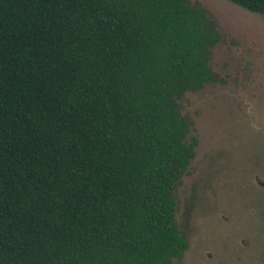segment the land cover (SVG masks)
<instances>
[{
	"label": "trees",
	"instance_id": "1",
	"mask_svg": "<svg viewBox=\"0 0 264 264\" xmlns=\"http://www.w3.org/2000/svg\"><path fill=\"white\" fill-rule=\"evenodd\" d=\"M217 40L188 0H0V264L182 257L177 99L211 81Z\"/></svg>",
	"mask_w": 264,
	"mask_h": 264
},
{
	"label": "rangeland",
	"instance_id": "2",
	"mask_svg": "<svg viewBox=\"0 0 264 264\" xmlns=\"http://www.w3.org/2000/svg\"><path fill=\"white\" fill-rule=\"evenodd\" d=\"M188 1L218 40L211 81L177 99L196 145L174 188L187 248L169 264H264V16L226 0Z\"/></svg>",
	"mask_w": 264,
	"mask_h": 264
},
{
	"label": "flooded vegetation",
	"instance_id": "3",
	"mask_svg": "<svg viewBox=\"0 0 264 264\" xmlns=\"http://www.w3.org/2000/svg\"><path fill=\"white\" fill-rule=\"evenodd\" d=\"M263 185V184H262ZM262 207L264 206V204L261 205Z\"/></svg>",
	"mask_w": 264,
	"mask_h": 264
}]
</instances>
